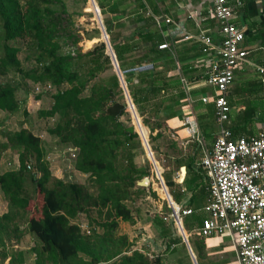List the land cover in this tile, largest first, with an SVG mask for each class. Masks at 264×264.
I'll return each mask as SVG.
<instances>
[{
  "label": "trees",
  "instance_id": "1",
  "mask_svg": "<svg viewBox=\"0 0 264 264\" xmlns=\"http://www.w3.org/2000/svg\"><path fill=\"white\" fill-rule=\"evenodd\" d=\"M122 1L94 0L103 16L102 24L108 42L140 121L139 125L135 123L134 129L137 134L139 129L144 136L149 132L148 143L154 151L152 142L162 137L160 130L163 120L172 117L170 107L178 104V97H182V94L172 101L158 99L168 83L164 82L153 64L160 57L156 43L161 38L156 31L148 28L152 26L150 17L145 18L146 27L142 24L135 29L144 48L137 57L129 56V51L135 45L127 44L126 38L113 33L114 28L125 27L122 19L127 15L129 5L126 4L127 0ZM133 2H137L134 6L136 11L130 13H138L137 9L142 8L141 0ZM135 16L133 24L142 20L140 16ZM69 23L61 0H0V76L12 71L24 85L28 81L32 87L42 89L34 98L39 100L47 96L49 107L40 110L39 115L43 118L57 117L56 127L48 129L47 133L56 138L59 144L75 149L73 168L87 175L96 193H91L85 185L52 178L41 140L28 129L1 131L0 153L4 150L15 152L17 166L0 173V193L7 209L0 215V233L13 218L25 213L28 203L39 195V216L26 220L27 232L40 243L38 249L32 250L34 264H164L162 255L149 259L146 254L131 249L134 242L128 241L125 235L115 234L118 221L133 222L124 202L130 198L133 188L136 195L143 191L136 186V182L148 177L150 168L147 161L140 167L133 163L141 146L132 126H124L120 122L128 112L115 74L112 72L106 78H100L91 85L88 94L83 95L88 81L112 69V66L102 42L82 53L77 45L80 36L68 28ZM94 34L87 39L99 38L96 29ZM17 42L25 46L23 60L30 65L28 69L22 68L17 57L20 51ZM82 58H87L90 65L85 74L73 68L74 60ZM142 63L152 66L144 71L131 70ZM46 86L49 90H46ZM20 88L27 92L24 86L17 83H0L2 114L10 116L20 110L24 103L23 99L17 98ZM237 91V88L229 91L226 99L229 107L232 105L229 96ZM256 106L246 103L243 111L228 113L224 127L231 131L232 139L242 134L252 136L253 122L264 121L262 117H253ZM209 111L213 112V106ZM22 112L24 116L27 115L25 110ZM154 131L156 133L151 135ZM185 168L186 175L181 184L184 191H192L191 185L197 188L199 178L193 176L189 179V168ZM162 179L174 203L178 204L182 196L179 185L165 173ZM26 180L32 186V197L26 193ZM159 192L165 198L161 187ZM92 212L95 213L94 217ZM162 212L166 216H154L150 224L158 228L157 237L165 241L164 249L167 251L172 243H181V240L177 235L171 236L169 227L163 222L171 213L165 202ZM79 214L85 215L88 224H93L97 230L91 228L84 234L77 224L71 222ZM185 220L182 218L181 223L187 232L189 228ZM190 220L192 222L191 217ZM188 243L198 263V252L189 239ZM195 244L201 245L202 241ZM5 257L4 254L0 255V262ZM7 264H22L21 254L11 255Z\"/></svg>",
  "mask_w": 264,
  "mask_h": 264
},
{
  "label": "crops",
  "instance_id": "2",
  "mask_svg": "<svg viewBox=\"0 0 264 264\" xmlns=\"http://www.w3.org/2000/svg\"><path fill=\"white\" fill-rule=\"evenodd\" d=\"M133 1H126L129 7L126 9L127 15L122 19V22L125 24L124 28H128L129 30L125 37L128 40L126 42L127 44L135 45L129 51V56L137 57L144 51L135 29L142 26V24L145 26V18L150 17L152 19V26L148 28L156 31L161 38L156 43V48L160 44H167L166 49L159 50L157 48V51L160 52V57L153 63L155 70L159 71L164 82L168 83L167 88L158 99L164 102L166 100L172 101L176 100L179 94H182V97H178V104L170 107V111L173 112L172 117L163 120L162 129L160 130L162 137L152 142L155 150L152 151L149 148L155 157L157 155L160 158L156 157L157 159H154L155 157L153 158L151 152L152 159L156 167L159 168L158 172L162 184L164 185L162 174L165 173L172 182L179 185V192L182 193V196L179 203L175 204L165 185L163 193L166 195L167 192L172 203L179 209H190L194 211L191 215L179 217V220L181 223L182 218L186 219V225L189 228H187L188 231L186 232L183 229L182 223L181 226L196 264H235L234 246L229 237L222 235L203 239L196 234L200 220L205 218V214L200 209L206 202L209 186V180L200 165V160L204 153L209 152L212 142L220 128L214 121L213 112L209 111L211 106H213L210 101L213 95L212 89L205 83V72L209 60L201 53V43L194 39V37L203 34L209 36L214 45L219 44L220 36L218 34L217 22L209 13L211 2L210 0H141L142 8L137 9L138 13H134L140 16L142 20L133 24L132 19L136 16L134 13H130V11H136L134 6L137 4V2L135 3ZM241 1L242 6L234 10V16L231 22L243 31V42L241 46L247 51V56L245 61L233 71V81L228 89L226 99H228L229 91L237 88L238 91L229 96L232 101L229 114L243 111L246 103H253L257 105L254 109L253 117L264 118V84L260 82L262 75H259L255 69L256 67L264 68V0ZM164 18H168L171 22L165 23L163 21ZM185 36L188 39H184ZM166 55L168 57H165ZM147 65H149L148 68L139 70L140 67ZM151 66L152 64L142 63L140 66L131 70L144 71L150 69ZM204 97H207L208 101L203 103L201 102V98ZM138 123L140 124V121ZM261 123H264V121L253 122L252 129L254 132L252 136H255L259 132ZM191 124L195 126L193 134L189 128ZM133 125L134 128L136 126L134 121ZM221 127H224V124ZM155 133L156 131L151 135ZM148 135L149 132L147 131ZM137 137L141 149L144 150L138 134ZM238 137H251V135L242 134ZM157 141H160V143ZM146 143L148 145L147 141ZM144 155L146 156V154ZM146 159L151 164L150 159L147 157ZM144 161L141 152H138L133 158V163L136 167L143 166ZM185 166L189 168V179L193 176L197 179L199 178L198 180L196 179L197 188L191 185L192 191H184L181 184L186 175ZM182 168H184L185 172L183 176H181ZM178 171L179 173H177ZM151 172L157 178L153 166ZM175 174L180 177L179 180L175 179ZM143 178L149 184L148 177ZM136 186H139L137 182ZM134 192L135 189L133 188L130 193V198L126 201L129 200L131 202L133 200L135 196ZM192 195L195 198H190ZM190 217L192 218V222H190ZM132 219H134V223H131V228L130 226L126 229L122 228L124 232L120 234L125 235L128 241L134 242L135 245L133 244L132 249L134 248L146 254L149 259L152 256L162 255L164 264H192L190 255L182 241L181 243H172L168 250L165 251L164 249L165 252L161 254L158 250L161 247L159 242H162V240L158 237L150 238L148 235L140 232V237L134 240L128 238V235L133 231L132 229L141 227L145 230L150 225L148 223L149 221H145V224L141 225L140 218L132 216ZM126 224V222L118 221V227L120 228L122 227L121 225L124 227ZM167 226L171 232L169 219ZM175 235L177 234H172L171 232V236ZM188 239L193 243V246L198 252V263L195 253L188 243ZM200 241H202L201 245L195 244ZM141 242H147V244H144L141 248H136L135 246ZM163 245L165 246V241H163Z\"/></svg>",
  "mask_w": 264,
  "mask_h": 264
},
{
  "label": "built area",
  "instance_id": "3",
  "mask_svg": "<svg viewBox=\"0 0 264 264\" xmlns=\"http://www.w3.org/2000/svg\"><path fill=\"white\" fill-rule=\"evenodd\" d=\"M210 2L209 13L217 22L219 44L214 45L210 37L203 34L194 39L201 43V53L209 60L205 83L212 89L214 121L220 128L209 152L200 160L209 186L206 202L200 209L205 218L200 220L196 234L203 239L229 237L234 246L235 264H264V123L255 136L236 139H232L228 129L221 127L230 110L226 95L233 81V71L247 56L241 46L243 31L231 22L234 10L242 6V1ZM163 21L171 22L168 18ZM157 48L166 49L167 44ZM255 69L262 75L260 82L264 84V68ZM207 101V97L201 98V102ZM189 128L193 134L195 126L191 124ZM26 167L29 169L28 165ZM193 212L178 208V218Z\"/></svg>",
  "mask_w": 264,
  "mask_h": 264
},
{
  "label": "rangeland",
  "instance_id": "4",
  "mask_svg": "<svg viewBox=\"0 0 264 264\" xmlns=\"http://www.w3.org/2000/svg\"><path fill=\"white\" fill-rule=\"evenodd\" d=\"M61 1L64 4L67 16L69 18L70 23L68 28H71V30H73L74 33L80 36V41L77 44L80 51L83 53L91 50L95 45L98 44V42L101 41L100 33L97 29V20H96L95 11L92 10V7L90 9L91 5L90 3L88 4V0H61ZM100 17L102 20L103 16L100 15ZM95 29L98 31L99 38L87 39L95 35L94 34ZM128 31H129L128 28L113 29L114 34H119L121 37L124 36L123 38L126 37ZM16 46L20 47V51L17 54V57L21 62L22 68L28 69L30 65L25 60H23V58H25L26 55V50L24 48L25 46L23 45L22 42H17ZM62 52H65V50H63ZM104 53L106 55V51ZM89 66L90 65L87 64V58L74 60L73 68L75 69V71L80 72L81 74H85ZM112 72L114 73L113 67L112 69H108L103 73L97 74L96 77L89 80L86 89L83 92V95L88 94V90L91 87V85L97 83L100 78H106L107 76L111 75ZM6 82L17 83L18 85L24 86V88L27 89V92L26 93L23 92L22 88H20L17 92V98L24 100L23 105L21 106L20 110L17 113L10 116H6L5 114H2L0 112V132L1 131L13 132V131H17L19 128L28 129L33 135L38 136L41 140V145L45 153L44 158L48 164V170L52 178L60 179L64 182H73L76 184L85 185L91 193H96L95 186H93L89 182V178L87 177V175L80 174L76 172L73 168V160L75 158V153H76L75 149L59 144L56 138L50 136L47 133L48 129H51L56 125L57 117L43 118L39 115L38 112L40 110L42 109L46 110L49 107V100L47 96L46 97L44 96L42 99L39 100H36L34 98V96H36V94L41 92L42 89L38 86L37 88L32 87L33 85L28 81L25 82L24 85L20 77L17 74L13 73L12 71H8L4 76H0V83H6ZM63 88H65V86H63ZM46 90H49V88ZM23 110H25L27 114L26 116L23 115L22 112ZM126 110L128 114L122 117L120 119V122L123 123L124 126H132L133 128L134 118L131 116L130 111L128 110L127 107ZM134 131L135 130L133 128V132ZM137 132L139 138H144V139L146 138V141L148 142V136L146 132H145L146 133L145 136L141 134L139 129L137 130ZM0 140L2 139L0 138ZM157 142L160 143V141ZM148 145L150 148L149 143ZM139 152L142 153L143 159L146 161L147 159L146 156L144 155L145 154L144 150L141 149L139 150ZM152 155L154 158L155 155L153 154V152ZM147 157L148 159H150V156ZM156 157L159 158V156L157 155ZM156 157L154 159H157ZM147 163L151 172L152 166L148 161ZM16 166H17V160H16L15 152L4 150L0 153V173L11 170ZM151 173L150 175L152 176L150 177L149 175L147 178L149 180V184L147 183L146 180L142 181L144 178L137 181V182L142 181V184L144 182V184L140 186V188H142L143 191L139 195L135 194L131 202L128 200L124 203L127 206V208H129L130 212L133 214L132 216L136 218H140L141 225H144L145 221H149L148 223H150V220L153 219L154 216L157 217L166 216V214L162 212L163 202L165 201L164 198L161 197V194L159 192V188H160L159 182L157 178L154 177V173L153 174ZM177 173H179V171ZM181 176H183V172L181 173ZM179 178L180 177H178V175L175 174V179L179 180ZM24 187L27 195H31L32 197V186L30 185L28 180H26ZM161 190L163 191L164 188H162ZM40 204H41L40 196L35 195L33 199L28 203L26 212L13 218V220L8 223L7 228L4 229V232L0 233V238H1L0 255L4 254L6 256L5 259L2 262H0V264H7L9 257L11 255H15L18 253L21 254L22 264H34V255L32 250L38 249L40 243L31 234L27 232L26 220L30 217L37 218L39 216L37 209ZM6 210H7L6 202L3 200L2 195L0 193V215L5 213ZM91 215L94 217L95 213L92 212ZM168 217L165 218L166 219L165 221H163L167 225L169 219ZM71 222L77 224L80 230L84 234H87V231L89 232L91 228L96 229V226H93V224H88L87 218L83 214L77 215V217L73 219V221ZM133 223H134V219H133ZM132 224L127 223L124 227L123 225H121L122 226L121 228L117 227L115 234L117 235L118 234L120 235L121 233L123 234L124 230H122V228L126 229L128 226H130L131 228ZM132 230L133 231H131V234L128 235V238H130L131 240L140 237L141 234L140 232H143L145 235H148V237L150 238H157L158 228L156 226H152L151 224L145 230H143L141 227ZM144 244H147V242H141L135 247L141 248ZM159 245L161 247L159 248L158 251L161 254H163L165 252L163 242H159Z\"/></svg>",
  "mask_w": 264,
  "mask_h": 264
},
{
  "label": "water",
  "instance_id": "5",
  "mask_svg": "<svg viewBox=\"0 0 264 264\" xmlns=\"http://www.w3.org/2000/svg\"><path fill=\"white\" fill-rule=\"evenodd\" d=\"M90 3V9L92 7V10L95 11V14H96V20H97V29L100 33V42H102L105 46V49H106V56H108L109 58V61H110V64L112 65L113 67V70H114V74L119 82V87L121 88L122 92H123V95H124V100L126 102V105H127V108L128 110L131 112V115L132 117L134 118V121L137 125H139L138 123V118H137V115H136V112L134 110V107L128 97V94H127V91H126V88H125V84H124V81L122 79V73L120 72V70L118 69V66H117V63H116V60L114 58V54L112 52V49L109 45V42H108V37L105 33V30H104V27H103V24H102V20H101V17H100V14H99V11H98V8L95 4V2L93 0H88V4ZM149 65L147 66H144V67H140L139 70H143L145 68H148ZM141 144L144 148V151H145V154H146V157L147 156H150V162L153 166V169H154V172H155V175L156 177L158 178L159 180V183H160V186L162 188L165 189V186L162 184V180L159 176V172H158V168L156 167L153 159H152V155H151V152L149 150V147L146 143V140L144 138H141ZM148 158V157H147ZM182 172H184V168H182ZM144 181V179L142 180ZM142 181L141 182H137V185L139 186H142ZM165 202L167 204V207L171 209V213L169 215V224H170V227H171V232L172 234H175L177 233V235L180 237L182 243H184V246L186 247L189 255H190V258H191V261H192V264H196L195 260H194V257L192 255V253L190 252V249H189V246L187 244V241H186V237H185V234H184V231L182 229V226H181V223H180V220L178 218V214H177V211H178V207H176L172 201L170 200V197L168 195V193L166 192V195H165Z\"/></svg>",
  "mask_w": 264,
  "mask_h": 264
},
{
  "label": "bare ground",
  "instance_id": "6",
  "mask_svg": "<svg viewBox=\"0 0 264 264\" xmlns=\"http://www.w3.org/2000/svg\"><path fill=\"white\" fill-rule=\"evenodd\" d=\"M143 184H144V182H143Z\"/></svg>",
  "mask_w": 264,
  "mask_h": 264
}]
</instances>
